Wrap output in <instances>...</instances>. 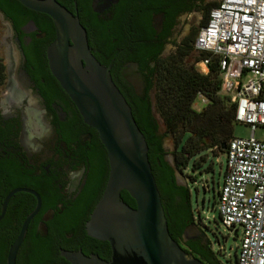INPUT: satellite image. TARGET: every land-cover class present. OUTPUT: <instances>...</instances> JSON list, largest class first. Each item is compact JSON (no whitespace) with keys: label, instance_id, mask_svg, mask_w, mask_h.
<instances>
[{"label":"flooded vegetation","instance_id":"af4514ba","mask_svg":"<svg viewBox=\"0 0 264 264\" xmlns=\"http://www.w3.org/2000/svg\"><path fill=\"white\" fill-rule=\"evenodd\" d=\"M56 1L84 29L91 55L109 68L131 111L153 100L157 61L195 39L217 2ZM42 14L23 11L15 22L0 13V264H72L68 253L107 261L109 242L86 230L108 178L107 152L52 73L48 49L57 29Z\"/></svg>","mask_w":264,"mask_h":264},{"label":"water","instance_id":"95a60500","mask_svg":"<svg viewBox=\"0 0 264 264\" xmlns=\"http://www.w3.org/2000/svg\"><path fill=\"white\" fill-rule=\"evenodd\" d=\"M16 1L52 19L57 29V37L48 49L52 73L74 101L84 121L98 131L107 152L108 178L86 230L90 237L109 242L111 258L106 261L82 253H68L65 257L72 264H203L169 234L145 137L130 106L112 82L109 68L91 55L85 31L77 19L56 0ZM152 110L160 126L154 107ZM222 149H226L225 144ZM166 160L171 164L169 157ZM175 175L179 180L178 173ZM122 190L134 199L135 208L122 200ZM33 214L26 218L13 251L22 241L25 226ZM200 233L196 224H188L182 231V240L195 239Z\"/></svg>","mask_w":264,"mask_h":264},{"label":"trees","instance_id":"16d2710c","mask_svg":"<svg viewBox=\"0 0 264 264\" xmlns=\"http://www.w3.org/2000/svg\"><path fill=\"white\" fill-rule=\"evenodd\" d=\"M217 4L218 2H214L211 8ZM0 11L15 22L18 13L23 11L28 12L33 19L43 16L16 0H0ZM193 43L194 39L169 57L157 61L155 81L152 84L154 98L138 109H133L132 115L147 143V156L160 192L169 234L203 264H220L212 241L203 230L199 228L200 235L186 242L181 236L185 226L191 223L198 225L201 217L194 211L187 183L177 180L175 173L185 178V169L189 165L192 170L198 168L205 157L197 159L196 155L206 148L223 150V144L227 146V142L233 137L232 126L236 122L235 103L221 91V72L217 58L211 57L208 71L203 73L195 63L209 54L196 53ZM192 55L193 63L187 62V58ZM3 68L0 58V82L4 77ZM200 95L206 99V103L202 109L196 110L193 105ZM152 101L160 126L153 117ZM166 138L173 142L174 149L171 153L166 152L163 147ZM167 155H171L172 165L166 160ZM120 195L127 204H134L125 190ZM234 237H237L235 232Z\"/></svg>","mask_w":264,"mask_h":264},{"label":"built area","instance_id":"2783aa9c","mask_svg":"<svg viewBox=\"0 0 264 264\" xmlns=\"http://www.w3.org/2000/svg\"><path fill=\"white\" fill-rule=\"evenodd\" d=\"M193 49L209 54L196 64L206 71L217 58L235 121L251 127L250 137L227 142L218 209L226 228H241L235 264H264V141L254 137L255 127H264V0L219 1Z\"/></svg>","mask_w":264,"mask_h":264},{"label":"rangeland","instance_id":"374dc122","mask_svg":"<svg viewBox=\"0 0 264 264\" xmlns=\"http://www.w3.org/2000/svg\"><path fill=\"white\" fill-rule=\"evenodd\" d=\"M193 55L188 57L186 61L193 63ZM199 69L203 73L207 72L202 65L199 66ZM205 103L206 99L198 96L193 106L199 110L205 106ZM232 130L234 137L248 138L251 135V127L240 122H234ZM254 137L264 141L263 126L255 127ZM164 145L168 152L173 149V142L170 138L165 139ZM200 156H204L205 159L198 168L192 170L191 165H189L185 169V178L179 174L178 177L181 182H186L189 187L194 211L196 215L198 213L201 217V222H197V226L211 239L217 259L223 264H235L241 228H238L237 237H234V231L229 230L222 223L218 209V191L222 184L226 151L209 147L197 154L196 158L198 159ZM167 157L171 159V155Z\"/></svg>","mask_w":264,"mask_h":264},{"label":"bare ground","instance_id":"6f19581e","mask_svg":"<svg viewBox=\"0 0 264 264\" xmlns=\"http://www.w3.org/2000/svg\"><path fill=\"white\" fill-rule=\"evenodd\" d=\"M201 67V66H200Z\"/></svg>","mask_w":264,"mask_h":264}]
</instances>
